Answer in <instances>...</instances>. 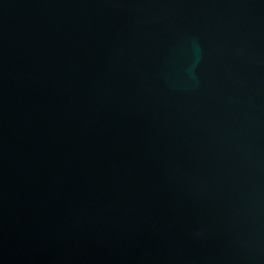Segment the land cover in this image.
<instances>
[{"label": "water", "instance_id": "water-1", "mask_svg": "<svg viewBox=\"0 0 264 264\" xmlns=\"http://www.w3.org/2000/svg\"><path fill=\"white\" fill-rule=\"evenodd\" d=\"M0 264H264V0H0Z\"/></svg>", "mask_w": 264, "mask_h": 264}]
</instances>
